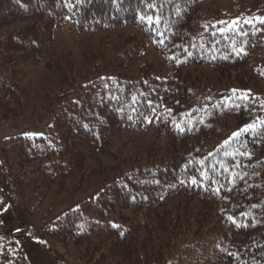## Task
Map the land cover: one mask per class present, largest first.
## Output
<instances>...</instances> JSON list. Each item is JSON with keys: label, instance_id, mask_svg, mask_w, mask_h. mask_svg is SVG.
<instances>
[{"label": "trees", "instance_id": "obj_1", "mask_svg": "<svg viewBox=\"0 0 264 264\" xmlns=\"http://www.w3.org/2000/svg\"><path fill=\"white\" fill-rule=\"evenodd\" d=\"M233 1L227 9L217 0H0V27L24 21L0 34V120L24 106L28 70L43 64L58 77L41 100L46 128L0 140V209L10 204L53 259L264 264V25L237 17L246 0ZM63 23L135 26L168 70L148 61L110 72L134 56L126 47L92 77L69 74L47 51ZM148 127L154 138L140 151L114 147L117 132ZM103 155L109 167L90 165ZM100 173L93 195L32 223L47 194L81 189ZM213 230L224 243L208 251L203 237ZM56 243H71L79 260ZM0 264L31 263L16 240L0 239Z\"/></svg>", "mask_w": 264, "mask_h": 264}, {"label": "rangeland", "instance_id": "obj_2", "mask_svg": "<svg viewBox=\"0 0 264 264\" xmlns=\"http://www.w3.org/2000/svg\"><path fill=\"white\" fill-rule=\"evenodd\" d=\"M217 3L222 8L227 9H231L235 5L233 0H217ZM205 4H207L209 9H214L215 7L209 2ZM237 6V17L243 15L251 19L243 21H248L256 25L264 21V0H246ZM23 22L15 20L6 25H2L0 27V34ZM262 23L264 25V22ZM133 37H136L137 40L140 37L143 45L139 48L135 46L131 47L127 39L130 40ZM147 37L132 25L115 26L112 28L95 26L93 29L77 30L68 23H63L55 30L54 37L47 51L51 56L57 58L56 60L63 71L65 70L69 74L88 78L97 74L102 69L106 70L104 64H106L107 60L121 50H126V47L129 50L132 48L136 49L134 56L125 64L119 63L112 66L110 72L133 73L144 67L148 61L153 63V65L161 66L162 70H168L165 59L163 58V52L156 49ZM67 61L70 62L69 65L66 64ZM105 67L108 66L105 65ZM204 68L208 72L213 71L211 67ZM57 83V72L43 64L35 65L32 69L28 70L21 81L23 90L25 91V96H23L24 106L15 108L13 113L0 120V140L11 133H41L49 121L48 116L42 108L41 100L49 91V86H56ZM153 136L154 132L150 127L144 128L143 130H124L117 132L114 136L113 145L114 147L121 148L125 154L131 151H140L147 142L154 138ZM89 161L91 166L101 163L104 167H109L112 162L109 157L104 155L100 156L97 160L91 159ZM103 178V173L91 174L85 186L81 189L72 190L67 185L61 192H50L47 194L46 199H44L40 212L30 218V220L36 226L43 222H51L65 210L74 208L81 198L93 195ZM195 202L196 200H193V203ZM15 226L20 227V233L25 237L30 236L27 223L20 220L18 213L10 204H5L4 208L0 209V239L6 240V243L12 240L20 243L21 238L18 233L14 235V232H12ZM203 240V245H205L208 251L218 250L224 243L221 230L209 231L204 235ZM56 244L66 260L73 262L79 260L78 252L71 243L67 245ZM32 263L36 264V261Z\"/></svg>", "mask_w": 264, "mask_h": 264}, {"label": "crops", "instance_id": "obj_3", "mask_svg": "<svg viewBox=\"0 0 264 264\" xmlns=\"http://www.w3.org/2000/svg\"><path fill=\"white\" fill-rule=\"evenodd\" d=\"M12 232H14V235L15 233H18L19 237L21 238V244L19 242L18 243L24 249L30 263L36 261V264H63L53 259L45 246L39 240L33 239L30 236H27V238L22 233H20L21 230L19 226H15L14 229H12Z\"/></svg>", "mask_w": 264, "mask_h": 264}, {"label": "snow or ice", "instance_id": "obj_4", "mask_svg": "<svg viewBox=\"0 0 264 264\" xmlns=\"http://www.w3.org/2000/svg\"><path fill=\"white\" fill-rule=\"evenodd\" d=\"M262 22H264V21H262ZM251 127H253V126L252 125H247V126H245V128L242 131H247ZM233 135L235 136V135H237V133H234Z\"/></svg>", "mask_w": 264, "mask_h": 264}]
</instances>
